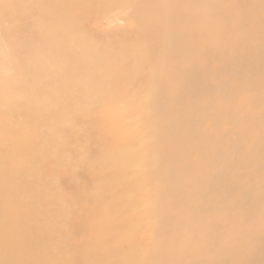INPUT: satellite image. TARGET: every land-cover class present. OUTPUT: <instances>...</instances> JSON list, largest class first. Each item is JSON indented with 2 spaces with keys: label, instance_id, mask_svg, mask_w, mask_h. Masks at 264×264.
<instances>
[{
  "label": "bare ground",
  "instance_id": "6f19581e",
  "mask_svg": "<svg viewBox=\"0 0 264 264\" xmlns=\"http://www.w3.org/2000/svg\"><path fill=\"white\" fill-rule=\"evenodd\" d=\"M221 1L222 5L217 0H133L135 13L133 16L130 10L128 16L134 27L131 34L127 29L119 38L122 41L130 35L132 42L136 38L138 48L130 49L132 53L120 51L119 58L113 55L103 65L109 72L108 81L115 82L129 76L124 58H132L138 89L133 95L143 96L149 89L155 100L140 104L137 133L124 126L120 136L110 138L116 131L100 123L98 132L107 136L106 141L95 129L101 147L96 149V142L89 143L90 139L86 145V150L95 149V156L64 154L69 162L86 160L81 172L71 174L84 184V193L80 188L73 192L87 203L75 212L83 221L70 224L67 220L66 233L63 224L69 213L62 209L59 197L68 187L59 179L53 181L55 176L52 184L44 180L40 185L47 201L32 225L24 203L9 196L8 202L3 201V213L9 211L17 222L25 214L26 227L0 221V264H32L31 257L39 260L34 264H84L70 258L71 250L92 253L94 259L88 264H103L102 253L110 258L104 259L105 264H264V91L228 84L230 79L250 82L254 73L255 82L263 84V71L234 36L238 31L248 45L246 37L255 38L262 27L250 18L242 0ZM92 2L97 4L92 6ZM116 2L48 0L43 17L47 19L49 9L64 6L73 7L74 15L86 21L90 15L101 16ZM252 6L258 9V4ZM122 12H127L125 7ZM126 43L121 47L125 49ZM79 44L73 49H79ZM256 50L263 54L264 45ZM70 55L75 68L83 66L80 62L87 63ZM225 93L228 95L223 98ZM105 98L110 100L111 94L105 93ZM228 109L236 111L230 116ZM256 126L259 128L251 130ZM41 140L28 147L23 143V154L30 150L38 159L42 157L46 149ZM110 144L116 155L110 160L113 171L98 166L92 172L87 167L99 154H105ZM240 149L243 156L235 157ZM51 153H58L56 147ZM163 161L167 170L158 165ZM39 169L42 166L38 164L32 170ZM145 170L150 176L139 185L138 174ZM131 184L139 186L129 191ZM233 189L237 192L231 195ZM67 208L70 212L69 205ZM73 232L78 235L74 237L75 249L69 248Z\"/></svg>",
  "mask_w": 264,
  "mask_h": 264
},
{
  "label": "rangeland",
  "instance_id": "374dc122",
  "mask_svg": "<svg viewBox=\"0 0 264 264\" xmlns=\"http://www.w3.org/2000/svg\"><path fill=\"white\" fill-rule=\"evenodd\" d=\"M121 1L126 2L120 3ZM217 1L222 5L221 0ZM242 1L250 10V18H255L262 28L255 38L246 37L248 45L244 43L241 34L236 30L235 40L245 53L251 55V59L256 62L258 69L263 71V84L255 82V73L249 77L250 82H247L246 79L239 81L230 79L228 84L240 85L248 91L251 89L264 91V52L261 54L256 50V47L264 45V43L253 44V42H264V0ZM47 2L48 0H0V205L4 200L8 202V196L12 201L24 203L29 209L32 225L41 213L42 204L47 201L45 188L42 189L40 185L44 183V180L47 181L46 183L52 184V176H55L53 181L57 183L60 181L61 184L68 187L67 193L62 194L64 197H59L61 205H64L62 209H67L66 212L69 213L65 214L63 224L66 233L67 220L70 224H74L77 219L83 221V216L75 212L85 207L87 203L77 199L73 192L75 189V191H79L78 188H80L81 193H84V184L79 177L74 178L71 174L81 172L86 160L84 158L85 161H81L82 163L76 159L69 162L64 154L70 152L73 158H81L85 153L95 156L93 155L95 149L91 150L87 147L89 150H86V145H89L88 140L90 139L89 143L96 142L94 144L96 149L101 147L98 146L100 140L96 133L106 141L105 137L107 136L98 132L100 123H104L106 127L116 131L115 134H110V138L119 135L124 126L130 128L129 132L137 133L140 129L138 121L141 112L140 104L152 102L155 99L149 94V89L147 94L141 95L142 97L133 95L138 89L135 85L134 73L131 70V62L134 61L132 58H124L129 76L117 80L112 79L116 80L115 82L108 81L109 72L103 65L105 60L112 58L113 55L118 57L120 51L129 53L130 49L138 48L136 38L133 42L128 40L129 37H132L130 35L125 36L122 40L123 43L127 41L124 45L125 49L121 47L123 43H120L123 36L126 35L127 29L129 32L134 27L132 25L135 24L133 19L130 20L128 16L130 10L133 16L135 13L133 0H117L114 7L109 6L111 8L108 10L115 11L114 14L103 16L108 12L105 9L101 12V16L90 15L86 21L79 20L78 16L74 15L73 7L64 6L58 9H49L50 15L53 14L52 18L49 19V15L45 19L43 14ZM112 2L114 4V1ZM253 3L258 4L257 10L252 6ZM96 4V2L90 3L92 6ZM124 7L127 10L125 13L122 12ZM232 7L234 8L235 4ZM74 24L77 26L74 27ZM225 28L229 29L230 27L226 25ZM121 36L122 38H119ZM76 43H81L79 44L81 47L74 50L73 46ZM70 53L80 60L86 59L87 63L80 62L83 66L75 68L73 65L75 60ZM130 53L132 52L130 51ZM133 53L135 56L138 54L135 51ZM236 67L240 68L238 65ZM129 79V84H125V80ZM223 88L224 85H222L221 94L224 93ZM154 89L152 80V90ZM122 91L124 95L120 97L119 94ZM228 92H231V89ZM105 93L111 94L110 100L105 98ZM227 95L228 93H225L223 98ZM49 108L55 110L51 111ZM227 111L232 116L236 110L231 112L228 109ZM127 118H131V122L125 123ZM262 118L264 119V117ZM258 128V126L251 127V130ZM45 129L49 131L46 132ZM95 129H97L96 133ZM41 138L43 139L41 140ZM38 140H41L46 149L43 150L44 153L42 151V157L39 155L38 159L30 150L24 151L23 154L21 149L23 143L25 147H28L31 143L35 142L36 144ZM132 142L130 141L129 144ZM53 145L58 152L56 154L51 153L55 150ZM105 152V154H99L93 165L87 168L93 172L98 166H107V169L112 172L110 160H114L116 157L113 147H105ZM242 156L240 149L236 152L235 157ZM104 161L106 162L101 164ZM38 164L42 166V169L33 171V166L37 167ZM59 165L61 166L59 167ZM158 165L166 170L169 167L165 161ZM146 176H150L146 170L138 174L139 185L143 184L142 179ZM73 184L79 187H71ZM139 185L131 184L128 190L133 191ZM88 190L93 191L90 188ZM48 191L50 190L46 191L50 196ZM229 192L233 195L237 191L233 189ZM67 204L70 206V212ZM12 212L15 213V211ZM0 214L2 224L26 227L25 214L21 215L20 222L15 220L14 215L10 216L9 211L3 213L0 209ZM72 234L74 235L69 248L75 249L74 237H78V235L74 232ZM154 236H156L155 233ZM70 256L84 264H88L94 259V255L86 251L75 254L71 250ZM99 258L110 259L106 258L103 253ZM104 259L102 260L103 264H105ZM30 261L32 264L39 262L37 257L33 259L31 257ZM153 262L155 263V260Z\"/></svg>",
  "mask_w": 264,
  "mask_h": 264
}]
</instances>
